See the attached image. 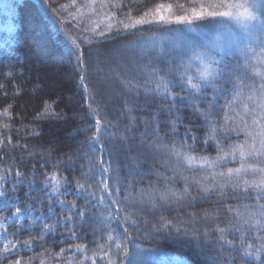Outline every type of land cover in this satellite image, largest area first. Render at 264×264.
<instances>
[{"label": "snow or ice", "instance_id": "1", "mask_svg": "<svg viewBox=\"0 0 264 264\" xmlns=\"http://www.w3.org/2000/svg\"><path fill=\"white\" fill-rule=\"evenodd\" d=\"M132 2L136 3L137 0ZM44 3L49 5L50 0H44ZM72 3L75 4L76 0H72ZM187 4L186 7L179 0L167 4L161 2L146 9L139 16H134L132 8H128V12L124 13L121 19L117 17V11L123 12V9L128 7L123 0H86L90 12L97 13V5L99 10L111 8L114 11L110 15H105V19L109 21L106 29L97 31L100 28L99 24L91 29L84 27L80 29L79 43L77 39H71V43L77 48L76 62L80 67L79 84L86 92H90L87 83L88 62L81 44L93 43V35L106 36L111 33L114 23L122 25L123 29L127 30L154 22L191 25L194 20L211 18L221 25L213 41H210L206 47L193 45L189 55L174 68L164 71L151 67L147 70L143 82L122 81L128 92L158 97L165 102L151 116L145 118V124L153 126L152 131L155 136L151 147L162 153L163 158L159 161V166L164 169L163 172L149 173L156 176V181L150 182L146 188H137L132 179H128L122 186V179L118 173L114 180L111 176L105 178V174L112 173L113 169L111 162L103 159L104 144L101 143V138L102 136L117 138L118 125L103 121L97 108L91 103L88 105L89 112L96 117L94 131L87 141L88 149L89 153H96L99 146L100 155L93 157L86 154L88 168L81 173L83 182L80 178L75 179V190L77 196L87 195L89 203L95 200L94 208L107 209V214H101L100 219V223L107 230L101 237L104 243L94 240L97 247L92 249L93 256L86 257L92 260V264H96L97 258L104 260L105 264H141L143 259L141 253L144 250L140 245L136 244L135 254L129 250V244L133 241L130 229L139 230L138 226L147 211L155 213L158 209L173 205L178 208H194L197 202L209 201L213 197L216 198L218 207L204 209L200 213L191 211L188 216L189 223L213 222L215 227L211 230L205 227L202 232L192 229L191 238L199 242L201 237L215 235L220 248L218 255L223 264H264V0H187ZM9 7L5 5V8ZM60 7L67 9L69 6ZM51 10L57 13L56 7H52ZM71 15L75 18V14ZM89 32L92 35L85 34ZM245 40L247 43H244ZM160 53L164 54L162 47ZM232 53H238L234 65L226 60V56ZM12 75L8 72L6 77L11 78ZM176 87L185 94L174 92L173 89ZM0 90H5L3 84H0ZM19 93L20 89L17 86L15 95ZM5 95H7L6 90ZM221 97H224L225 102L218 105L217 101ZM89 98L95 100L94 96ZM201 104L205 107L202 108ZM181 106L190 107L191 113L203 121L201 127L206 131L202 138L196 135L199 129L194 130L193 127L183 124L187 117L180 115ZM11 107L12 105H8L0 115L8 114ZM123 107L128 123L125 125V134L118 137L122 141L128 140L127 133L133 131L139 119L132 115L133 108L127 102ZM218 107L221 109L219 114ZM162 113H166L168 117L163 123L170 127V132L165 135L173 137L167 143L159 135ZM43 118L59 119L61 115L54 111L52 104L45 101L43 110L37 113L35 119ZM10 127L9 124H4V128ZM180 127L184 128L182 134L178 132ZM201 143L205 145V150L211 143L216 150L215 156L198 153L197 145ZM8 145H12L11 137L0 136V150ZM12 147L26 149L27 145H12ZM73 159V154H67L66 161H61L58 157L52 166L53 171L42 173L43 187L38 191L45 193L50 205L49 213L52 211L53 198L62 209L65 208V201L60 197L68 194V186L71 182L62 174L59 165L70 164ZM45 164H41L40 167L44 168ZM229 164L235 166L227 167ZM35 167L33 165V169ZM138 167V165L133 167L132 172L139 174ZM94 169L100 173L99 180H95ZM168 172H171V175H167ZM10 173V167L0 171V209L15 207L11 221L6 216H0V257L6 260L7 264H32V258L25 261L22 258L10 257L14 255L18 257L21 249L31 251L34 241L45 240L49 233L55 232L58 225L71 224L72 227L67 230V239H80L77 235L74 215L79 216L83 221L87 212L78 208L75 200L67 202L66 210L69 215L60 217L51 224L44 223L43 213L35 217L28 227L35 225L36 220H40L42 231L38 234L21 240L20 228H17L16 232H9L6 222H18L20 217L30 215L33 210L32 205L20 206L22 201L12 195L17 192V185L25 179L24 173L19 170L15 172V182L10 190L12 194L5 189ZM185 173L200 174L185 175ZM32 175H35V171ZM178 184H182V187H177ZM34 187L35 181H30L29 190ZM97 192L102 194L97 195ZM25 197L30 199L29 193H25ZM229 200L241 203L235 205L226 203ZM73 210H75L74 215ZM222 211L225 213L223 226L218 222L221 221ZM143 223L147 224L148 221L143 220ZM151 227L157 233L166 231L169 236L175 233L174 238L177 240L188 236L190 231L188 227L182 230L173 220L163 215L159 216V223L152 224ZM118 229H122V232ZM61 239L62 241L65 239L64 234H61ZM37 246L43 247V245ZM225 248L228 249L227 255H224ZM87 251L86 245L75 244L67 249L61 248L57 255ZM99 252L103 255L98 257ZM73 258L69 257L68 264H73ZM41 264H44L43 260ZM75 264H85V261L79 260ZM177 264H188V262L177 261Z\"/></svg>", "mask_w": 264, "mask_h": 264}, {"label": "trees", "instance_id": "2", "mask_svg": "<svg viewBox=\"0 0 264 264\" xmlns=\"http://www.w3.org/2000/svg\"><path fill=\"white\" fill-rule=\"evenodd\" d=\"M161 2L175 3V0H137L136 3H133L132 0H123V3L128 7H125L123 12L117 11V17L122 19L124 13L128 12V8H132L134 16H139L146 9ZM179 2L188 6L187 0H179ZM5 5L10 7L5 8ZM61 5L69 7L62 9ZM52 7L57 8V13L52 12ZM97 8V13L90 12L86 0H76L75 4L72 3V0H50L49 5H46L44 0H0V84L5 86L7 93L5 95V90H0V113H3L8 105H12L8 114L0 115V136H10L12 145H27L26 149L8 145L0 150V157H4V159H0V171L4 168H11L8 181L5 183V189L9 192L15 182V172L19 170L24 173L25 179L17 185V192L14 194L10 192V194L22 201L20 206L24 204L33 206L32 218H24L21 224L6 222L8 231L16 232L17 228H20L19 238L21 240L38 234L42 231L41 221L36 220L35 225L29 228L30 222L41 213L45 215L44 223L48 224L69 215L66 210L68 201L75 200L78 208L87 212L82 221L79 216L74 215L75 210H73L76 231L80 239H67V230L72 227L71 224L58 225L55 232L49 233L45 240L34 241L31 251L21 249L19 256L14 255L10 257L11 259L22 258L28 261L32 258V264H41V260L44 264H68L69 257H74L73 264L79 260H84L85 264H92V260L86 259V257L93 256L92 249L97 247L94 240L104 243L101 237L107 230L100 223V219L101 214H107V209L104 207L94 208L95 200L89 203L87 195L77 196L75 190V179L80 178L83 182L81 173L87 171L88 155L93 157L100 155L99 146H97L96 153H89L88 149L87 141L94 131L96 119L89 112L88 105L91 103L94 108H97L103 121L118 125L117 138L106 136L101 138V143L104 144L103 159L110 161L113 169V172L107 177L111 176L114 180L118 173L122 179V186L127 183L128 179H132L137 188H146L150 182L156 181V176L149 173L163 172L164 169L159 166V161L163 158L162 153L151 147L152 139L155 136L152 131L153 126L152 124L146 125L145 118L151 116L165 102L158 97L128 92L122 81L143 82L147 70L151 67H157L164 71L174 68L189 55L193 45L206 47L210 41H213L215 33L221 27L217 20L211 18L194 20L191 25L154 22L127 30H124L122 25L114 23L111 33L106 36L93 35V43L81 44L89 68L87 83L91 91L86 92L84 87L79 84L80 67L76 62L77 48L67 39H77L79 43L80 29L84 27L91 29L89 23L93 19L100 27L104 26L101 30L106 29L107 25H103L105 15H110L114 9L99 10L98 5ZM71 14H75V18ZM177 14L180 13L177 12ZM106 23H109L107 19ZM59 26L66 30L67 39L59 32ZM85 34L92 35L90 32ZM161 47L163 55L160 53ZM61 53L64 57L57 63L60 61V68L68 70L71 75L69 88L64 90V94H61L56 90L57 88L53 89L48 86L42 93L37 94V87L34 86L36 80L33 75L43 69L45 63L59 58ZM236 56L238 53L227 55V62L234 65L237 62ZM8 72L13 74L11 78L6 77ZM39 82L41 83L40 79L36 82L37 85H40ZM17 86L20 89L19 95H15ZM32 87L35 89H33V93H30L28 88ZM173 91L181 93L179 87L174 88ZM90 96H94L95 100L92 101ZM32 97L33 101H31ZM45 101L52 104V108L61 115V118L35 119L37 113L43 110ZM53 101L55 103H52ZM125 102L133 108L132 115L139 119L133 131L127 133L128 140L122 141L118 137L125 134V125L128 123L123 107ZM224 102V97H221L217 104L222 105ZM200 106L205 107L204 104ZM220 111L221 109L218 107L217 113L219 114ZM179 112L180 115L187 117L183 124L193 127L194 130L199 129L196 135L202 138L206 131L201 127L203 121L191 113L190 107L181 106ZM75 113L78 116L72 115ZM166 119H168L167 114L162 113L159 135L165 143L173 139L171 135H165L170 132L169 125L163 123ZM4 124H9L11 127L6 129ZM51 127L57 128V132H50L49 128ZM178 132L182 134L184 128L180 127ZM54 135L58 140L53 137ZM176 138L179 139V137ZM197 152L209 156L216 154L215 147L211 143L206 150L205 145L198 144ZM67 154L74 155L73 162L59 165L62 174L67 176L71 182L68 186V194L60 197L65 201V208L62 209L61 205L53 198L52 211L49 213L50 205L45 198V193L38 191L43 187L42 173L53 171L52 166L56 163L57 158L66 161ZM45 161H47L46 164ZM41 164H45V167L41 168ZM33 165L36 166L35 169H33ZM136 165L139 166L137 169L139 174L132 172V168ZM234 166L233 164L227 165V167ZM33 171H35L34 176L32 175ZM94 173L95 180H99L100 173L95 169ZM199 174L185 173V175ZM167 175H171V172H168ZM33 180L35 187L29 190L28 183ZM177 187H182V184H178ZM25 193H29L30 199L25 197ZM101 194L97 192V195ZM121 196H123V192H121ZM226 203L235 205L241 202L229 200ZM215 207L218 205L216 198L213 197L209 201L197 202L194 208H178L173 205L158 209L155 213L147 211L138 226L139 230L130 229L133 237L132 243L129 244L130 252L135 254L137 252L136 244L140 245V248L144 250V253L141 254L143 258L141 264H177V261H187L188 264H223L218 255L220 248L215 235H210L207 238L201 237L199 242L191 238L192 229L202 232L207 227L211 230L215 227V223H189L188 213L191 211L200 213L204 209ZM14 209L15 207H10L7 210L0 209V214L8 217L11 221V213ZM160 215L173 220L175 225L182 230L188 227L190 230L188 236L177 240L174 238L175 233L169 236L166 231L154 232L151 226L159 223ZM220 215L221 221L218 222H221V226H223L225 213L222 211ZM143 220H147L148 223H143ZM118 230L122 232V229ZM61 234H64L65 237L63 241ZM12 239H16V237H12ZM75 244L86 245L88 251L75 254L68 252L63 256L57 255L61 248L67 249L70 245ZM37 245H43V247ZM227 253L228 249L225 248L224 255ZM150 254H153L154 257H150ZM102 255V252L97 254L98 257ZM161 255L162 257H160ZM0 264H7V261L0 257ZM96 264H105V261L97 258Z\"/></svg>", "mask_w": 264, "mask_h": 264}, {"label": "rangeland", "instance_id": "3", "mask_svg": "<svg viewBox=\"0 0 264 264\" xmlns=\"http://www.w3.org/2000/svg\"><path fill=\"white\" fill-rule=\"evenodd\" d=\"M104 21L105 22L103 23V25L104 24L107 25L108 23H106V19ZM96 24H98V23L96 22L95 19L91 20V22L89 23L91 28L94 27ZM103 28H104V26L98 28L97 31H99V29L101 30ZM58 30L64 36V38L67 39L66 30L62 26L61 27L59 26ZM67 40L71 43V39L68 38ZM245 41H247V40H245ZM63 57H64V55L61 53L59 58H57V59L55 58V59H53L54 61L45 63V67L43 69L39 70L37 74L33 75L35 77L36 82L39 81V79L41 80V83L39 82L40 85L39 84L37 85L36 82H35V85H34L35 87H37V94L42 93L45 90V88L48 87V86H51L53 89L57 88L56 90H58L61 94L62 93L64 94V90L69 88L68 85L71 84V79H70L71 75H70L68 70H63L62 68H60V66H61L60 61L57 63V61L60 60ZM62 84H64V86L61 87ZM63 87H64V89H63ZM33 89H35V88L34 87L28 88V91L30 93H33V91H34ZM33 100L34 99L32 97L31 101H33ZM72 115L73 116H78L77 113L72 114ZM49 131L52 132V133H55V132H57V128L51 127V128H49ZM53 137L58 140V138L55 137V135ZM139 143H141V142H139ZM105 177H107V174H105ZM14 212H15V209L11 213V219H12V214ZM0 216H1V214H0ZM26 217L31 219L32 218V214L27 215V216L24 215V216L20 217L19 220H18V223H20V224L23 223L24 218H26ZM143 253H144V251H143ZM143 253H141V254H143ZM149 256L152 257V258L154 257L153 254H150Z\"/></svg>", "mask_w": 264, "mask_h": 264}]
</instances>
